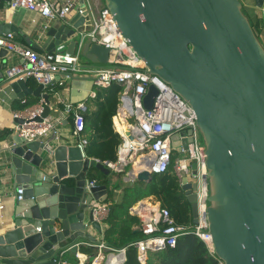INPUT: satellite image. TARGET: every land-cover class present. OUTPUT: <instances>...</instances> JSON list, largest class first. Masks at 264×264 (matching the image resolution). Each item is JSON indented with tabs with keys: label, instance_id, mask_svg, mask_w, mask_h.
I'll use <instances>...</instances> for the list:
<instances>
[{
	"label": "water",
	"instance_id": "1",
	"mask_svg": "<svg viewBox=\"0 0 264 264\" xmlns=\"http://www.w3.org/2000/svg\"><path fill=\"white\" fill-rule=\"evenodd\" d=\"M242 1L248 0H101L147 71L168 83L197 114L206 154V219L213 252L222 264H264V46ZM255 1L264 6V0ZM91 26L87 7L70 22L56 20L45 32L47 52L66 44L67 52L61 53L74 55L82 44L81 57L89 65H108L107 48L83 41L82 33ZM9 84L21 98L44 99L43 117L56 112L54 98L42 94L50 86L31 89L26 80ZM156 95L151 86L144 98L147 110ZM181 136H189L183 140L185 149L193 141L192 131L173 136L178 152ZM54 140L29 142L16 135L5 149L7 171L24 194L12 225L0 233V264H65L66 253L76 256L83 250L93 251L88 254L92 264L100 252L102 242L92 230L99 235L103 231L90 203L105 202L109 191L105 185L88 189V173L95 167L110 176L111 169L84 158L77 146ZM153 176L147 166L135 167L137 181L150 183ZM198 190V182L183 179L194 225L199 223ZM105 246L108 264L120 250ZM122 254L125 262L126 252Z\"/></svg>",
	"mask_w": 264,
	"mask_h": 264
},
{
	"label": "built area",
	"instance_id": "2",
	"mask_svg": "<svg viewBox=\"0 0 264 264\" xmlns=\"http://www.w3.org/2000/svg\"><path fill=\"white\" fill-rule=\"evenodd\" d=\"M11 9L23 8L37 12L48 20H67L72 14L81 12L86 8L85 0H6ZM83 41L91 40L104 46L110 51L109 64L106 66H91L82 64L81 47L74 55L55 52L40 54L37 51L17 44L13 34L0 35V48L20 56L22 63L8 68L5 80L9 83L33 78L44 87L51 86L59 76L83 73L90 76L96 86L109 88L113 83L122 86L119 94L117 113L113 118L119 126L117 133L122 138L118 149L116 162H101L109 169L124 172L130 167V178L134 182L135 167L147 166L155 175L166 173L171 167L181 181L187 178L189 182H198V212L199 223L192 226H181L176 223L170 211L161 206H142L131 208V213L139 219V228L142 237L132 243L138 252L141 264H146L149 253L159 252L166 248H175L179 238L185 234H195L202 239L212 253L209 241L212 237L208 231L206 210L208 207L209 188L206 181L207 167L205 146L197 128V114L195 110L174 89L157 75L147 71L144 61L137 55L133 48L123 38L117 28L109 9L103 6L98 12V18L89 31L82 33ZM151 86L157 89L153 107L147 110L144 98ZM23 103H26L24 101ZM47 103L44 99L36 105L13 112V118L22 120L16 127L20 138L29 142L44 140L49 135L53 139H60L61 120L53 115L43 117ZM66 111L73 114V133L79 138L78 148L86 158L88 140L83 133L86 128V114L88 106L79 103L76 106L67 104ZM192 131L193 141L188 144V149L183 147V140L179 139L180 152L172 147L173 136L182 132ZM186 154L184 157L174 158L173 152ZM138 160V164L135 160ZM100 162L99 160H95ZM136 165V166H134ZM196 166L193 168V166ZM98 186L95 181H89L87 188ZM24 188L19 186L16 191V201H22ZM93 218L102 223L110 215V207L99 200L90 203ZM105 244L99 246L96 261L104 264L103 249ZM121 249L119 263L124 264ZM79 263L87 264L88 256L82 259L77 255Z\"/></svg>",
	"mask_w": 264,
	"mask_h": 264
},
{
	"label": "crops",
	"instance_id": "3",
	"mask_svg": "<svg viewBox=\"0 0 264 264\" xmlns=\"http://www.w3.org/2000/svg\"><path fill=\"white\" fill-rule=\"evenodd\" d=\"M59 1L63 3L65 0ZM242 2L244 13L248 16L250 22L257 30L260 40L264 46V6L262 8L257 7L255 0ZM85 3L86 7L90 11V17L93 25L95 20L98 18V12L104 4L101 0H85ZM75 15L76 13L72 14L67 20L62 22H70ZM55 21L48 20L37 12L29 11L23 8L11 9L7 6L6 0H0V35L5 36L8 33H12L13 40L17 44L31 48L40 54L48 53L46 50L48 43L45 37V32ZM12 26L14 29L11 31H7L5 29V27H8L9 30ZM2 49H4V51ZM2 49H0V233L10 228L12 225V217L17 203L16 191L19 187L15 184L11 175L8 173L4 159L5 149L10 148L13 144V139L16 138L17 135L16 127L18 122L13 118V112L23 110L27 107H32L42 100L34 95H28L21 98L13 91L10 84L5 80V72L8 68L21 64L22 59L20 56L8 52L5 48ZM66 49L67 45L64 44L63 46L58 47L57 52H67ZM81 62L84 65L89 64L84 58H82ZM72 77L73 78L71 79L68 76L67 78L65 76H61L54 84L45 88L42 92L43 95L49 94L54 98L56 112L53 116L61 120L60 139L54 140L52 135H49L44 139V141L53 139L57 145H66L68 147L77 146L79 138L73 133V114L68 113L65 106L67 104L76 106L79 103H85L88 106V109L92 111L95 109L94 96L96 94V86L90 76L83 73H75L72 74ZM26 81L27 86L31 89H36L39 86L37 81L33 78H29ZM24 101H26V103H23ZM118 128L119 126L114 122V130L116 132ZM86 158H89L87 156V152ZM138 160L139 158L135 160L136 164H138ZM126 172L127 174L125 175L124 173ZM89 173L88 179L90 180ZM130 173V167L128 166L123 173L111 170V175L108 177V181L113 186L112 191L114 192L115 202H121L123 200L125 190L128 187H132L137 181H131ZM112 191L110 190V193ZM110 193L108 192L107 199H109ZM139 205L144 207L154 205L161 206V203L155 196H151L139 201L131 208ZM131 208L129 210V214L134 216L131 213ZM101 227L103 231L102 234L99 235L95 229L92 230V234L105 244L107 243L104 237L106 224L102 222ZM133 228L135 231L139 228V225H135ZM92 252L93 251H91V253ZM88 254L90 253L85 254L83 250L77 255H79L82 259H85ZM77 255L73 256L70 253H66L65 264H74V261L76 260L79 263ZM121 258V255L112 256L108 261V264H117ZM87 264H89L88 261ZM96 264L100 263L97 262Z\"/></svg>",
	"mask_w": 264,
	"mask_h": 264
},
{
	"label": "trees",
	"instance_id": "4",
	"mask_svg": "<svg viewBox=\"0 0 264 264\" xmlns=\"http://www.w3.org/2000/svg\"><path fill=\"white\" fill-rule=\"evenodd\" d=\"M253 28L255 29L254 26ZM122 89V86L117 83H113L109 88L96 86L95 109L88 110L86 128L83 133L88 140L87 156L91 159L100 162H116L118 159V149L122 143V138L114 130L113 118L117 113L119 94ZM177 155L178 153L174 151V158L178 157ZM124 174L126 175L127 172ZM89 177L97 185L107 186L109 193L110 190L112 191L113 186L108 181L109 176L97 168H90ZM151 196H155L161 206L170 211L178 225H193L191 205L182 191L181 181L175 174L173 167L164 174H155L150 183L136 181L132 187L125 190L121 202H115L112 191L109 199L105 201L110 207V215L105 221L104 237L111 247L118 250L126 249L124 264H141L137 249L131 246L132 243L142 237V233H135L133 228L135 225H139V219L136 216H131L129 210L139 201ZM84 253H91V250H84ZM76 263H78L77 260L74 261V264ZM146 264L222 263L202 239L189 233L179 238L175 248L168 247L159 252L149 253Z\"/></svg>",
	"mask_w": 264,
	"mask_h": 264
},
{
	"label": "rangeland",
	"instance_id": "5",
	"mask_svg": "<svg viewBox=\"0 0 264 264\" xmlns=\"http://www.w3.org/2000/svg\"><path fill=\"white\" fill-rule=\"evenodd\" d=\"M200 139H201V138H200ZM185 155H187V153H186V154H180V153H178L177 156L182 158V157H184Z\"/></svg>",
	"mask_w": 264,
	"mask_h": 264
},
{
	"label": "bare ground",
	"instance_id": "6",
	"mask_svg": "<svg viewBox=\"0 0 264 264\" xmlns=\"http://www.w3.org/2000/svg\"><path fill=\"white\" fill-rule=\"evenodd\" d=\"M210 247H213L212 240L209 241Z\"/></svg>",
	"mask_w": 264,
	"mask_h": 264
}]
</instances>
